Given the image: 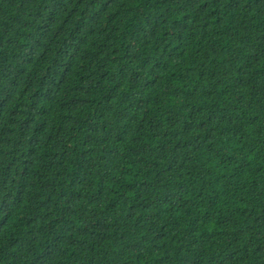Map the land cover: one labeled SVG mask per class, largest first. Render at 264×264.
<instances>
[{"label":"trees","instance_id":"obj_1","mask_svg":"<svg viewBox=\"0 0 264 264\" xmlns=\"http://www.w3.org/2000/svg\"><path fill=\"white\" fill-rule=\"evenodd\" d=\"M0 264H264V0H0Z\"/></svg>","mask_w":264,"mask_h":264}]
</instances>
